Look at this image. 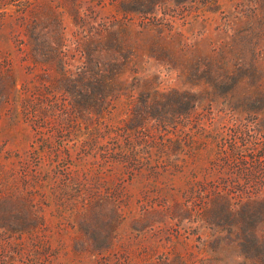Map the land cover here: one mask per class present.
Listing matches in <instances>:
<instances>
[{"label": "rangeland", "instance_id": "1", "mask_svg": "<svg viewBox=\"0 0 264 264\" xmlns=\"http://www.w3.org/2000/svg\"><path fill=\"white\" fill-rule=\"evenodd\" d=\"M0 264H264V0H0Z\"/></svg>", "mask_w": 264, "mask_h": 264}]
</instances>
